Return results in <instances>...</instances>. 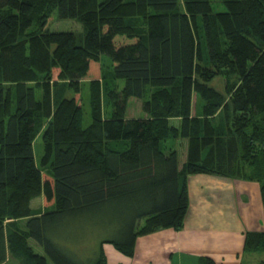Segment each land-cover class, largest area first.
<instances>
[{
	"label": "trees",
	"instance_id": "1",
	"mask_svg": "<svg viewBox=\"0 0 264 264\" xmlns=\"http://www.w3.org/2000/svg\"><path fill=\"white\" fill-rule=\"evenodd\" d=\"M213 1L0 0V264H106L103 244L131 258L183 228L196 174L258 183L264 210V0ZM54 12L83 34L47 31ZM96 219L109 235L80 258L65 232ZM243 253L264 254V232Z\"/></svg>",
	"mask_w": 264,
	"mask_h": 264
},
{
	"label": "crops",
	"instance_id": "2",
	"mask_svg": "<svg viewBox=\"0 0 264 264\" xmlns=\"http://www.w3.org/2000/svg\"><path fill=\"white\" fill-rule=\"evenodd\" d=\"M183 150L179 168L185 162ZM187 188L183 228L138 237L133 256L122 255L114 264H206V259L213 264H258L264 259V254L243 253L245 234L264 232L258 183L196 174L188 177Z\"/></svg>",
	"mask_w": 264,
	"mask_h": 264
},
{
	"label": "rangeland",
	"instance_id": "3",
	"mask_svg": "<svg viewBox=\"0 0 264 264\" xmlns=\"http://www.w3.org/2000/svg\"><path fill=\"white\" fill-rule=\"evenodd\" d=\"M213 9L214 12H222L224 10L222 4L219 0L213 1ZM46 30L49 32H73L76 35L83 34V27L80 23L73 21V20H60L57 18V14L54 12L52 15V19L49 21L48 25L46 26ZM101 61L104 66L107 68H111V63L109 58L106 56H101ZM106 68V69H107ZM107 71V70H106ZM96 78L93 77H86L83 82L85 85L82 86L81 96L83 100V108L86 114L88 113V82L94 80ZM119 89L122 88L123 82L118 83ZM224 81L221 78H216L212 82L209 83V86L215 88L220 92H224ZM125 116L129 118H140L143 117V113L141 111V102L137 99H130ZM86 125L88 121L86 120ZM35 146V154L40 157L43 153V147L41 144V139L38 138L34 142ZM184 143L181 146H176L179 154V162L183 161V153H184ZM39 161V160H38ZM29 207L31 208L34 213L41 212L45 207L43 198L39 195L34 197ZM142 224V222H140ZM139 223V224H140ZM89 227H88V226ZM107 226L103 225V222L99 220H92V221H83L78 224L73 225L70 230H66L65 235L68 238L70 243L67 245L68 248L72 253L80 258L85 257H93L94 253L97 252L99 248V243L102 239L109 235L110 230H107ZM66 243V242H64ZM33 246L34 243H31ZM37 249V248H36ZM38 250V249H37ZM102 251L107 259L106 264H114L119 263L120 258H125L119 252H117L111 245L103 244ZM257 256V255H254Z\"/></svg>",
	"mask_w": 264,
	"mask_h": 264
}]
</instances>
